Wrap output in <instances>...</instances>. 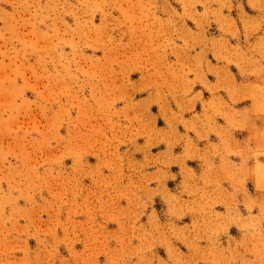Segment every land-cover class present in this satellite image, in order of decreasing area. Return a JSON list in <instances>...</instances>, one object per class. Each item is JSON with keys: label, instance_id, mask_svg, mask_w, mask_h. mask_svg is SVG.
<instances>
[{"label": "rangeland", "instance_id": "374dc122", "mask_svg": "<svg viewBox=\"0 0 264 264\" xmlns=\"http://www.w3.org/2000/svg\"><path fill=\"white\" fill-rule=\"evenodd\" d=\"M0 264H264V0H0Z\"/></svg>", "mask_w": 264, "mask_h": 264}]
</instances>
